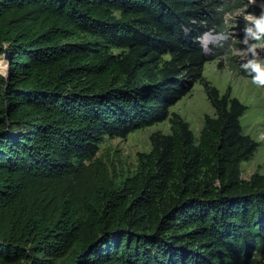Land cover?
Returning <instances> with one entry per match:
<instances>
[{"label": "trees", "instance_id": "1", "mask_svg": "<svg viewBox=\"0 0 264 264\" xmlns=\"http://www.w3.org/2000/svg\"><path fill=\"white\" fill-rule=\"evenodd\" d=\"M246 5L264 40L248 0H0V264H264L259 142L200 42ZM198 82L199 136L171 112ZM166 120L134 170L98 157Z\"/></svg>", "mask_w": 264, "mask_h": 264}, {"label": "rangeland", "instance_id": "2", "mask_svg": "<svg viewBox=\"0 0 264 264\" xmlns=\"http://www.w3.org/2000/svg\"><path fill=\"white\" fill-rule=\"evenodd\" d=\"M251 5L254 4L248 0ZM261 1V0H260ZM259 7V6H258ZM249 5L234 12H227L225 20L227 27L223 32L209 31L201 38L207 54L214 58L207 63L205 77L215 85L222 94L231 89L232 95L248 106V111L242 117L246 134L259 142L256 154L242 163L244 178H250L260 171L264 174V85H259L252 78L240 74L239 66L251 65L254 55L264 58V40L252 34L250 38L243 35V28L248 32V23L255 24L260 19L249 12ZM261 8V7H260ZM206 38H212V44L205 43ZM186 118L194 132L199 136L204 124V117L214 114L215 110L201 83H197L192 93L185 96L171 108ZM169 120L156 123L142 130L131 133L127 138H108L101 146L98 157L115 166L118 171L134 170L137 166L139 152L149 151L152 147L151 135L157 131L170 132Z\"/></svg>", "mask_w": 264, "mask_h": 264}, {"label": "clouds", "instance_id": "3", "mask_svg": "<svg viewBox=\"0 0 264 264\" xmlns=\"http://www.w3.org/2000/svg\"><path fill=\"white\" fill-rule=\"evenodd\" d=\"M261 31H264V28H262ZM249 63L251 64L250 68L248 64H244L243 67L249 68V71L254 69L256 75L252 77L253 81L259 85H264V66H262L264 65V61L252 60Z\"/></svg>", "mask_w": 264, "mask_h": 264}, {"label": "bare ground", "instance_id": "4", "mask_svg": "<svg viewBox=\"0 0 264 264\" xmlns=\"http://www.w3.org/2000/svg\"><path fill=\"white\" fill-rule=\"evenodd\" d=\"M254 4H258V5H261V6H263L264 7V2L263 1H260V0H251ZM212 39V38H211ZM210 38H206L205 39V43L207 44V45H210V44H212V40H211Z\"/></svg>", "mask_w": 264, "mask_h": 264}, {"label": "water", "instance_id": "5", "mask_svg": "<svg viewBox=\"0 0 264 264\" xmlns=\"http://www.w3.org/2000/svg\"><path fill=\"white\" fill-rule=\"evenodd\" d=\"M261 1H263L264 2V0H261ZM259 7H261L262 9H264V7L263 6H261V5H258ZM6 59L8 58V55H6V57H5Z\"/></svg>", "mask_w": 264, "mask_h": 264}]
</instances>
